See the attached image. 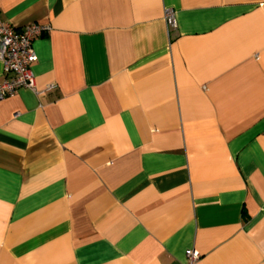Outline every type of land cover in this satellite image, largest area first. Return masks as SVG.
<instances>
[{"label": "crops", "instance_id": "obj_1", "mask_svg": "<svg viewBox=\"0 0 264 264\" xmlns=\"http://www.w3.org/2000/svg\"><path fill=\"white\" fill-rule=\"evenodd\" d=\"M0 19L51 25L35 90L0 101V264H264V0H0Z\"/></svg>", "mask_w": 264, "mask_h": 264}, {"label": "built area", "instance_id": "obj_2", "mask_svg": "<svg viewBox=\"0 0 264 264\" xmlns=\"http://www.w3.org/2000/svg\"><path fill=\"white\" fill-rule=\"evenodd\" d=\"M166 22L170 28L176 26L172 10H166ZM51 30L49 23L32 22L21 29L0 19V61L4 80L0 82V101L12 96L20 87L35 90V77L31 66L38 56L33 48L37 37ZM201 254L188 248L183 264H198Z\"/></svg>", "mask_w": 264, "mask_h": 264}]
</instances>
